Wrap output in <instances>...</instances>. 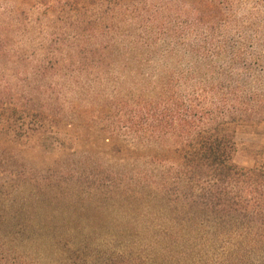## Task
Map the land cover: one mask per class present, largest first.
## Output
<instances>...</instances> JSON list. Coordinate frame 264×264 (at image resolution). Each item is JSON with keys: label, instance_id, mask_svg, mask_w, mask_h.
Masks as SVG:
<instances>
[{"label": "trees", "instance_id": "trees-1", "mask_svg": "<svg viewBox=\"0 0 264 264\" xmlns=\"http://www.w3.org/2000/svg\"><path fill=\"white\" fill-rule=\"evenodd\" d=\"M241 130L264 135V0H0V264H264ZM25 140L55 170L12 164ZM26 177L133 212L139 250L61 243Z\"/></svg>", "mask_w": 264, "mask_h": 264}, {"label": "rangeland", "instance_id": "rangeland-1", "mask_svg": "<svg viewBox=\"0 0 264 264\" xmlns=\"http://www.w3.org/2000/svg\"><path fill=\"white\" fill-rule=\"evenodd\" d=\"M235 140L237 151L234 160L237 164L250 166L254 159H258L256 154L264 156V135L241 130L236 133ZM32 146L35 148H31ZM36 146L38 145L33 140H25L21 147L14 151V154L7 152L14 155L12 164L19 165L20 169V164L23 162L27 167L43 175L47 174V168L51 171L55 170L56 165L51 155L52 152L47 149L39 150ZM12 170L15 169L0 164V181L9 178L7 172ZM24 186L26 189L24 188V192L20 194L21 197L39 201L45 205L41 210L30 214L37 215L42 229L57 237L61 243H63L61 237L65 233L84 229L95 230L98 234H102L111 248L116 251L128 248L129 245L134 248L135 254L139 250L134 239L141 234L142 227L141 221L133 212L126 211L122 206L114 205L109 201L93 199L84 191L76 197H65L64 195L70 194L65 186L57 189L37 188L36 183L32 182L30 177H26ZM143 209L144 207H140L139 211ZM68 219H74L75 223L68 224Z\"/></svg>", "mask_w": 264, "mask_h": 264}]
</instances>
